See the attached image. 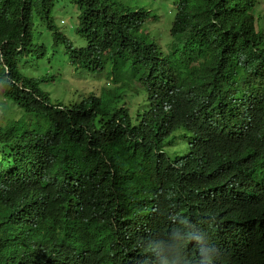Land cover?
I'll return each mask as SVG.
<instances>
[{"label":"trees","instance_id":"trees-1","mask_svg":"<svg viewBox=\"0 0 264 264\" xmlns=\"http://www.w3.org/2000/svg\"><path fill=\"white\" fill-rule=\"evenodd\" d=\"M160 1L162 6L172 4L168 12L172 15V40L163 41V45L156 37L149 39L147 33L141 39L145 26L159 20L157 7L142 5L132 9L114 0H0V89L12 104L4 105L10 118L0 128V191H8L1 181L5 172H10L16 198L24 204L19 212L26 211L10 223L0 206V264H38L42 260L44 264H140L144 254L150 255L148 232L142 225H129L128 221L122 227L118 224V195H125L128 202L139 194H151L158 202L159 189L168 190L173 175L151 157L163 130V110L146 118L148 129L142 133L135 131L126 118L127 108L122 104L124 95L131 93L130 82L136 79L148 91V70L170 76L174 83L179 77L183 83L190 80L197 86L208 85L212 83L211 68L225 60L229 66H236L232 70L236 72L238 64L246 59L249 53L244 51L245 45L237 44L238 39L264 54V38L254 41L245 36L246 10L250 1L255 7L257 0ZM67 4L74 7L69 28L86 46L75 47L57 25L56 16L65 12ZM44 31L52 33L50 45L40 41ZM60 45H64L66 54L72 50L81 53L87 46L100 47L104 57L100 69L108 67L116 83L100 97H82L74 104L82 108L79 120H75L72 106L52 103L39 86L44 78L33 76V61L43 59L49 48L57 51ZM107 47L122 53L105 52ZM28 64L30 74H25ZM76 64L95 69L83 61ZM169 92L165 94L172 96ZM152 102L153 96H146L143 106ZM238 106L230 105V110L233 117L240 118L243 114ZM197 111L196 106L179 109L184 118L181 127L191 131L190 144L196 139L191 120ZM222 112L219 102L213 100L205 104L203 116L210 113L221 117ZM120 117L121 130L116 128L114 136L105 137L103 130L116 125ZM225 136L232 140L229 147L234 155L228 154L223 160V181L213 189L211 206L223 214L231 206L241 208L245 211L243 220L247 221L243 229L235 232L239 247L223 254H209V258L214 264H264V158L243 156L235 142L236 135L228 129ZM190 150L192 172L197 178H206L204 173L209 171L202 140ZM190 196L196 198L193 193ZM128 203L131 208L140 206ZM249 206L263 209L252 212ZM207 209L208 205L187 208L183 219L198 220L197 214ZM89 210L93 214H88ZM143 217L138 215L135 220ZM108 222L112 227L113 256L99 250ZM39 227L49 233L40 240L32 237L35 233L31 229ZM10 233L14 235L12 239L8 237ZM78 238L90 248L87 250L85 243L78 241L89 253L74 260L68 248Z\"/></svg>","mask_w":264,"mask_h":264},{"label":"clouds","instance_id":"clouds-1","mask_svg":"<svg viewBox=\"0 0 264 264\" xmlns=\"http://www.w3.org/2000/svg\"><path fill=\"white\" fill-rule=\"evenodd\" d=\"M263 4L264 0H257L256 6L253 7L250 1L246 10L245 36L254 41H260L264 38ZM170 21L165 27L166 42L168 41V43L172 40L169 35ZM60 23L64 24L65 20L62 19ZM57 25L60 27L58 22ZM161 44L163 45V43ZM237 44L246 46L244 51L249 53L246 59L238 64L236 72H232L236 66H229L225 60L216 68H211L212 83L208 85L197 86L196 81L190 80L183 83L179 77L174 83L170 76L146 70L151 74L147 82L148 91L145 92L142 84L134 79L129 84L131 93L127 92L124 95L122 106L127 108L126 118L129 119L132 128L137 132H145L148 129L145 127L146 118L160 109L163 110V130L159 132L154 145L155 153L151 157L157 160V164L162 166V169L168 170L169 174L173 175L167 185L169 189H159L158 202L154 200L155 197L151 194L146 195L147 197L145 194H139L135 199L128 202L140 204V206L135 205L134 208H131V204L126 201V196L118 195V200L121 202L119 215L116 216L118 224L122 227L124 222L128 221L127 224L129 225H142L143 230L148 232L147 243L149 244L150 255L144 254L145 257L140 264H167L168 261V264H214L209 258V254H223L230 249L239 247L236 243L239 237L235 232L243 229V223L247 221V219L243 220L245 211L231 206L226 210V214H223L211 206L213 189L220 187L223 181V160L228 154L234 155L229 147L232 140L225 136V131L230 129L236 135L235 142L243 156L264 158V54L243 39H238ZM80 46H86V42L78 46L75 45V47ZM62 47L63 54L67 56L72 65L78 67L76 63L83 61L86 66L95 68L87 69L97 71L98 76L104 79V84L97 87L99 88L97 93L93 91L87 94L78 93L76 101L69 104L59 102L60 107H73L74 104L83 100L82 97H100L105 91L112 90L116 83L113 81V76L109 74L110 69L108 67L100 69L104 65V57L100 52V47L87 46L81 53L72 50L68 54L64 53V45ZM168 51L169 49L166 48L165 52ZM105 52L122 53V51L108 47ZM133 57L135 63L139 65L134 52ZM245 87L250 89L245 90ZM236 89L239 91L233 94ZM169 91L172 92V96L165 94V92L169 94ZM0 92L4 99L2 101L3 110L7 111L4 105L11 103L4 97L2 91ZM150 95L153 96V102L144 107V99ZM213 100H217L223 108L221 117H213L210 113L208 116H203L205 104H210ZM129 101L130 103L132 101L135 106L134 114L130 113ZM230 105L231 107L239 105L243 117H233ZM190 106H196L198 109L195 117L191 120L193 133L197 139H193L192 144H190L191 131L181 127L184 118L179 113L180 108ZM73 108L76 111L75 120H79L82 116V108L77 106ZM0 109L2 110V108ZM172 111H174L173 119L170 120ZM9 118L10 116L4 119L0 128H4V125L9 123L7 121ZM194 119L199 120L193 122ZM121 121L120 117L116 125L104 129L105 137L114 136L116 128L121 130ZM220 122L223 124L220 125ZM177 129H181L183 132L180 135L174 134ZM185 130L189 133L186 134ZM200 132L203 134L200 135ZM178 138L187 143L188 150L181 155L175 151L166 152L165 148L174 145ZM200 140L203 143L205 167L209 171V173H204L206 178H197L189 164L192 159V156L189 155L192 153L190 147ZM20 166L22 164L18 167ZM1 183L8 189V191H0V206L3 209V217L5 219L8 217L9 222L12 223L18 217H22L26 211L19 212L23 209L24 204L21 198H16L10 172H5ZM190 193H193L196 198L192 199ZM203 205H208V209L197 214L198 220L183 219L187 208L194 206L196 209H200ZM249 209L255 212L263 208L249 206ZM87 212L93 214V211ZM140 213L144 214V217L135 220V217L138 218V215H141ZM31 229L35 233L32 237L38 240L49 234L46 228ZM8 237L12 239L14 235L10 233ZM112 237L111 222H108L107 233L101 238L103 247L99 250L110 252L113 256ZM78 241L85 243L87 250L90 248V244L79 238L73 241L69 245L68 253L75 255L74 260H77L79 255L89 253L84 247L82 248L81 242L78 243ZM19 245H21L20 242ZM104 259L112 262L109 257H104ZM38 264H44L43 260L38 261Z\"/></svg>","mask_w":264,"mask_h":264},{"label":"rangeland","instance_id":"rangeland-1","mask_svg":"<svg viewBox=\"0 0 264 264\" xmlns=\"http://www.w3.org/2000/svg\"><path fill=\"white\" fill-rule=\"evenodd\" d=\"M115 2L120 1L123 5H127L132 9L138 6L147 5L151 9H157L155 12L159 16L158 21L151 20V23L145 26L144 32L141 35V39L145 38V33H148L147 37L149 39L157 38L159 42L163 43L167 39V34L165 27L170 21L171 17L168 15L169 10H171V3L166 2L162 6L160 0H114ZM114 2V3H115ZM67 5H69L67 7ZM65 6V12L63 14L59 13L56 16V21L60 25L61 29H64L67 37L71 39L74 45H81L85 42L81 40L78 35H75L69 28V22L73 23L74 19V7L71 4ZM264 5V4H263ZM67 10V11H66ZM64 19L65 23L61 24L60 21ZM47 32V33H44ZM41 34L40 41H45L47 44L52 43L51 33L49 31H44ZM29 64L27 68H24L25 74H30L28 72ZM33 76L40 79L39 86L46 92H48L51 102H61L63 104H69L77 100L78 93L87 94L90 91L95 93L98 92L99 88L104 84V79L98 76V72L95 70H88L87 68L76 67L72 65L63 54V47L60 46L57 51L49 48L48 54L43 59H38L33 61ZM30 76V75H29ZM1 91V89H0ZM80 91V92H78ZM2 101H4L0 92V124L4 123V119L10 116V111L3 110ZM130 113H135L134 104L129 101ZM13 109V107H11ZM183 132L181 129H177L174 134L180 135ZM186 134L189 132L186 131ZM188 150V145L185 141L178 138L174 145H170L165 148L168 153L176 152L181 155L183 152Z\"/></svg>","mask_w":264,"mask_h":264},{"label":"bare ground","instance_id":"bare-ground-1","mask_svg":"<svg viewBox=\"0 0 264 264\" xmlns=\"http://www.w3.org/2000/svg\"><path fill=\"white\" fill-rule=\"evenodd\" d=\"M190 212V211H189ZM138 254V253H137ZM127 261H130L129 258H127ZM206 264V263H205Z\"/></svg>","mask_w":264,"mask_h":264}]
</instances>
